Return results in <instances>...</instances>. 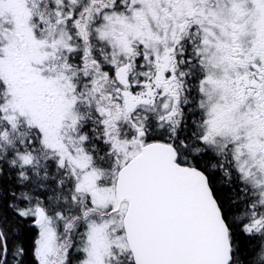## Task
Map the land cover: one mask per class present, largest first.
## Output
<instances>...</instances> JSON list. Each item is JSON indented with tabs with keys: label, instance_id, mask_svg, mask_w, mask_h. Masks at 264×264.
I'll return each mask as SVG.
<instances>
[{
	"label": "snow or ice",
	"instance_id": "6c2138e0",
	"mask_svg": "<svg viewBox=\"0 0 264 264\" xmlns=\"http://www.w3.org/2000/svg\"><path fill=\"white\" fill-rule=\"evenodd\" d=\"M0 264H264V0H0Z\"/></svg>",
	"mask_w": 264,
	"mask_h": 264
}]
</instances>
